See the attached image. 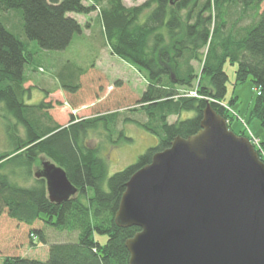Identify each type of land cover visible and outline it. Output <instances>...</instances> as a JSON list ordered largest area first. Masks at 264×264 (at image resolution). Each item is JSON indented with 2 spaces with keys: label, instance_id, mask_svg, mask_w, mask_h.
<instances>
[{
  "label": "trees",
  "instance_id": "obj_1",
  "mask_svg": "<svg viewBox=\"0 0 264 264\" xmlns=\"http://www.w3.org/2000/svg\"><path fill=\"white\" fill-rule=\"evenodd\" d=\"M261 3L262 0H145L127 7L122 0H0V111L4 112L3 128L10 150L0 155V216L6 214L29 228L42 222L58 233L76 234L75 241L48 244L42 231L32 229L31 235L48 244L47 259L6 256L0 264H129L124 244L139 229L118 227L114 220L125 185L176 136L195 134L207 104L227 121L231 130L236 115L225 107L234 104L235 99L225 104L226 63L236 66L234 85L250 79L258 91L249 119L259 122V147L264 152ZM96 10L110 53L135 67L143 75L146 88L128 110L133 117L121 118L122 113L116 110L77 119L74 113L84 107L80 99L69 105L72 108L68 110V123L60 125L49 113L55 101L43 100L37 105L25 102L30 97L25 67L33 59L28 42H36L41 51H63L82 31L72 14L89 15ZM12 11L19 14L18 28L6 19ZM194 63L200 65L198 72ZM87 70L67 64L58 74L61 90L76 94ZM171 117L175 119L171 121ZM126 124L139 125L155 135L158 142L134 164L108 175L101 147H92L90 137L104 134L109 140L117 137L131 142L124 133ZM235 134L250 138L246 131ZM41 158L65 172L76 189L74 196L59 204L49 201L44 179L35 178L33 173ZM95 235H105V244Z\"/></svg>",
  "mask_w": 264,
  "mask_h": 264
},
{
  "label": "water",
  "instance_id": "obj_2",
  "mask_svg": "<svg viewBox=\"0 0 264 264\" xmlns=\"http://www.w3.org/2000/svg\"><path fill=\"white\" fill-rule=\"evenodd\" d=\"M40 166L50 202L76 194L61 168ZM114 220L139 229L124 244L129 264H264V163L207 104L195 134L129 178Z\"/></svg>",
  "mask_w": 264,
  "mask_h": 264
},
{
  "label": "rangeland",
  "instance_id": "obj_3",
  "mask_svg": "<svg viewBox=\"0 0 264 264\" xmlns=\"http://www.w3.org/2000/svg\"><path fill=\"white\" fill-rule=\"evenodd\" d=\"M144 1L122 0V3L131 7ZM261 9H264V0H262ZM10 14L6 15L8 23L11 26L14 24V27L18 28L20 25L19 14L17 11H12ZM72 16L82 25V31L74 35L65 50L59 52L41 51L36 42H28L27 48L33 55V59L25 67V73L29 78L26 86L30 88V97L26 98L25 102L29 105H37L43 100L53 103L55 101L53 109L49 113L60 125L68 123V110L72 108L69 105L81 102L80 99L84 102L82 103L84 107L80 108L78 113H74L77 119L116 110H120L122 113L121 118L133 117L128 110L136 104L146 88L143 75L135 67L110 53L98 19V10L89 15L72 14ZM67 64L88 69L86 74L81 77L80 90L76 94L66 93L60 88L58 74ZM194 67L198 72L200 65L194 63ZM235 68V65L229 63L224 66L228 77L225 104H228L232 98L235 99V103L227 109L231 115H236L230 127L235 133L246 131L259 140L262 137L259 122L256 119H249V113L257 99L258 91L252 87L250 79L234 85ZM55 91L57 94L54 99L46 96V92L54 93ZM192 94L195 93L192 92ZM56 103H60V105H56ZM3 115L4 112L0 111V155L10 151L6 146ZM137 118L144 119L141 115H137ZM174 119L175 117L170 118L171 121ZM123 128L125 136L131 138V142L117 139V137L109 140L104 134H102L103 138L101 135H91L90 137L89 143L92 147H101L100 155L108 163V175L134 164L140 155L158 142L155 135L137 124H126ZM42 160L44 159L37 160L33 173L40 169ZM31 182L32 178L25 184L28 185ZM21 183L23 184L22 181ZM32 229L42 231L48 244L76 240V234L58 233L45 227L42 222H37L29 228L3 214L0 216V261L6 256H21L26 259L45 261L48 255V244H42L39 238L31 235ZM95 239L101 244H105L107 237L95 235Z\"/></svg>",
  "mask_w": 264,
  "mask_h": 264
},
{
  "label": "built area",
  "instance_id": "obj_4",
  "mask_svg": "<svg viewBox=\"0 0 264 264\" xmlns=\"http://www.w3.org/2000/svg\"><path fill=\"white\" fill-rule=\"evenodd\" d=\"M251 143L255 146V148L259 151L260 158L264 162V152L259 147V140L251 136Z\"/></svg>",
  "mask_w": 264,
  "mask_h": 264
},
{
  "label": "crops",
  "instance_id": "obj_5",
  "mask_svg": "<svg viewBox=\"0 0 264 264\" xmlns=\"http://www.w3.org/2000/svg\"><path fill=\"white\" fill-rule=\"evenodd\" d=\"M56 94H57L56 91L54 93H49L48 97H50L51 99H53V98H55V95Z\"/></svg>",
  "mask_w": 264,
  "mask_h": 264
}]
</instances>
